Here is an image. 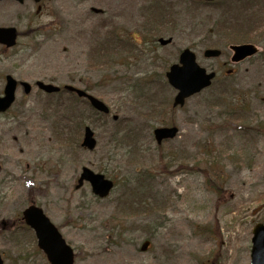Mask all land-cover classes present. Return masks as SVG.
Returning a JSON list of instances; mask_svg holds the SVG:
<instances>
[{"label": "rangeland", "instance_id": "rangeland-1", "mask_svg": "<svg viewBox=\"0 0 264 264\" xmlns=\"http://www.w3.org/2000/svg\"><path fill=\"white\" fill-rule=\"evenodd\" d=\"M200 1H0V25L19 31L14 47L0 49V91L6 73L32 84L28 95L18 87L11 110L0 114L4 264H49L21 220L31 202L59 226L74 264H249L251 229L264 213V33L260 53L239 63L228 44L219 57H204L201 41L237 7L247 16L259 6L264 20V0ZM109 34L133 35L134 46L121 49ZM158 36L172 41L161 46ZM186 46L217 74L172 107L164 71ZM36 80L87 85L118 124L96 121L65 91L41 92ZM83 124L94 130L92 151L79 144ZM168 124L178 135L158 148L152 129ZM115 130L124 136L118 148ZM82 166L118 181L108 196H94L87 182L75 188ZM138 199L146 206L133 211L128 203Z\"/></svg>", "mask_w": 264, "mask_h": 264}, {"label": "water", "instance_id": "water-1", "mask_svg": "<svg viewBox=\"0 0 264 264\" xmlns=\"http://www.w3.org/2000/svg\"><path fill=\"white\" fill-rule=\"evenodd\" d=\"M15 37V28L0 27L1 43H5L8 46L12 45L15 43ZM159 41L162 44H166L170 41V38H160ZM229 47L233 51L231 60L234 62L254 55L257 52L256 46L252 43L232 44ZM219 54V49H206L204 51V55L206 56H217ZM165 75L168 83L178 90L173 104L182 105L185 98L210 84L214 72L207 74L205 69L200 67L195 61L194 53L189 48H185L179 55V63L172 64ZM37 84L46 91L57 90V87L49 84L45 85L41 82ZM23 85L27 92L29 85L27 83H23ZM66 88L73 89L70 86H66ZM14 89L15 81L10 76H7V83L4 89L5 95L4 97H0V111L5 110L10 105L13 100ZM77 92L84 94L79 90ZM87 97L95 108L104 112L108 111V108L100 100L90 95H87ZM176 132L177 128L174 126L157 127L154 129V136L157 142L160 143L163 138H171ZM81 145L90 150L96 145L93 132L88 126L84 129ZM84 179L90 182L92 191L100 197L107 195L113 186V182L110 179L105 178L103 174L94 173L87 167L82 168L77 187L82 184ZM22 214L26 224L34 229L37 245L46 254L51 264H73L72 248L66 244L58 228L43 213L41 208L30 205L23 210ZM0 264H3L1 256ZM250 264H264V218L263 223H258L253 228Z\"/></svg>", "mask_w": 264, "mask_h": 264}, {"label": "trees", "instance_id": "trees-1", "mask_svg": "<svg viewBox=\"0 0 264 264\" xmlns=\"http://www.w3.org/2000/svg\"><path fill=\"white\" fill-rule=\"evenodd\" d=\"M260 10H249L246 17H234V18H216L210 29H213L217 33L216 39H209L204 42L205 45L219 46L221 44H228L231 42H243L252 41L259 42L264 33V20H259L258 16ZM207 34H210V30H207ZM264 55V53H263ZM264 65V59L262 61ZM120 139L118 132L114 134V141ZM131 209L140 207V203H128Z\"/></svg>", "mask_w": 264, "mask_h": 264}]
</instances>
